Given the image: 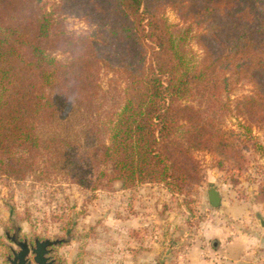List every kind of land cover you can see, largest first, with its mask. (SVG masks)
Instances as JSON below:
<instances>
[{
	"label": "trees",
	"instance_id": "obj_1",
	"mask_svg": "<svg viewBox=\"0 0 264 264\" xmlns=\"http://www.w3.org/2000/svg\"><path fill=\"white\" fill-rule=\"evenodd\" d=\"M63 15L88 29L68 31ZM103 74L119 78L111 107ZM239 83L249 90L232 97ZM254 127L264 131V0H56L51 11L0 0V176L186 193L202 182L198 153L242 166Z\"/></svg>",
	"mask_w": 264,
	"mask_h": 264
},
{
	"label": "rangeland",
	"instance_id": "obj_2",
	"mask_svg": "<svg viewBox=\"0 0 264 264\" xmlns=\"http://www.w3.org/2000/svg\"><path fill=\"white\" fill-rule=\"evenodd\" d=\"M47 11L56 0H41ZM170 25L181 27L177 15L165 8ZM63 27L76 34L88 25L76 16L57 17ZM194 56L200 51L190 39ZM118 77L103 74L101 83L110 93L106 106L113 104ZM239 83L231 88L232 97L246 93ZM109 112L108 108L104 109ZM235 118L226 125L241 132ZM245 162L233 161L218 169L214 154L200 152L202 182L191 190L174 194L158 184H141L122 190L115 183L110 190L88 191L68 182L44 184L33 176L15 181L0 176V264L19 247L16 242L33 245L35 240L58 241L51 246L55 264H184L187 251L201 246L208 260L215 247L231 242L235 235L253 237L258 251L264 247V131L254 127ZM217 190L218 207L208 201V189ZM247 222H242V216ZM263 252V250H262ZM264 258V252L262 253ZM30 258V256H29ZM249 264H264V259Z\"/></svg>",
	"mask_w": 264,
	"mask_h": 264
},
{
	"label": "crops",
	"instance_id": "obj_3",
	"mask_svg": "<svg viewBox=\"0 0 264 264\" xmlns=\"http://www.w3.org/2000/svg\"><path fill=\"white\" fill-rule=\"evenodd\" d=\"M248 217L243 215L242 222H247ZM253 237L239 234L231 240L230 243L215 247L210 251L214 255L213 260H208L206 257L207 251L203 250L201 246H192L188 249L184 264H249L248 259L258 261L264 259L262 253L264 247L258 251L256 248L257 242ZM264 246V242L262 244ZM263 250V252H262Z\"/></svg>",
	"mask_w": 264,
	"mask_h": 264
},
{
	"label": "water",
	"instance_id": "obj_4",
	"mask_svg": "<svg viewBox=\"0 0 264 264\" xmlns=\"http://www.w3.org/2000/svg\"><path fill=\"white\" fill-rule=\"evenodd\" d=\"M220 196L217 190L213 187L208 189V201L212 207H218L220 204ZM260 226L264 227V221L259 218ZM58 241L35 240L33 245H27L26 242H16L19 250L13 251V257L8 258L10 264H53L49 254L52 252L50 248L56 245ZM29 256L31 258H29Z\"/></svg>",
	"mask_w": 264,
	"mask_h": 264
},
{
	"label": "flooded vegetation",
	"instance_id": "obj_5",
	"mask_svg": "<svg viewBox=\"0 0 264 264\" xmlns=\"http://www.w3.org/2000/svg\"><path fill=\"white\" fill-rule=\"evenodd\" d=\"M49 256H50V259L53 260V257L51 256V254H49ZM30 258H31V257H30ZM53 264H55V263L53 262Z\"/></svg>",
	"mask_w": 264,
	"mask_h": 264
}]
</instances>
